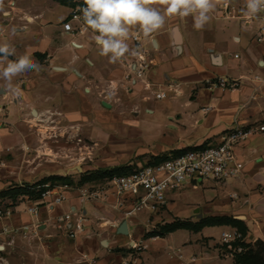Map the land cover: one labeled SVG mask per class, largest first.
I'll list each match as a JSON object with an SVG mask.
<instances>
[{
	"label": "crops",
	"instance_id": "obj_1",
	"mask_svg": "<svg viewBox=\"0 0 264 264\" xmlns=\"http://www.w3.org/2000/svg\"><path fill=\"white\" fill-rule=\"evenodd\" d=\"M83 1L0 0V44L14 49V55L0 57V66L27 54L40 67L13 77L12 89L0 78V153H9L11 165L0 168V191L46 177L36 159L19 160L24 149L46 148L38 142L41 129L24 124L43 114L36 109L30 119L27 108L33 113L39 104L60 106L65 96H80L76 116L95 118L88 126L80 124L93 139L103 129L94 124L103 118L97 109L100 97L127 99L121 109L115 104L107 108L100 100L110 112L102 119L106 130L112 127L114 114L127 123L141 115H157L148 132L150 141L138 148L152 152L148 161L185 148L218 145L223 134L237 125L255 133L235 148L237 177L220 183L207 180L202 200L184 204L186 187H197L187 184L170 192L167 205L158 213L141 211L126 217L125 209L113 207L112 195L107 200H82L80 189L91 183L72 186L61 205H38V219L27 212L31 204L27 200L0 202V210H12L11 216L0 218V264H233L220 238L230 226L178 229L161 237L148 234L176 220L198 223L228 216L246 226L245 243L264 242V43L256 42L260 21L246 19V0H221L199 30L192 15L166 17L164 26L149 37L132 28L126 41L130 52L113 63L100 55L91 29L71 34L63 28L73 10L70 3ZM154 6L163 10L158 3ZM136 34L139 47L132 40ZM132 51L144 54L148 61L144 81L150 87L133 73L137 55ZM217 78L239 85L223 89L212 85ZM160 92L166 98L156 99ZM57 111L70 114L64 108ZM73 208L86 219L84 232L75 239L67 236L64 222ZM123 221L127 235L118 232ZM25 226L26 231L4 232L6 227Z\"/></svg>",
	"mask_w": 264,
	"mask_h": 264
},
{
	"label": "built area",
	"instance_id": "obj_2",
	"mask_svg": "<svg viewBox=\"0 0 264 264\" xmlns=\"http://www.w3.org/2000/svg\"><path fill=\"white\" fill-rule=\"evenodd\" d=\"M228 6L225 4V7ZM81 9L82 7H77L72 10L69 19L63 25L66 32L82 34L90 29L83 22ZM246 19H258L260 21L256 42L264 43V11L253 17H246ZM73 21H77L79 25L74 27ZM132 40L139 47L141 41L139 35H133ZM136 53L137 60L131 69L145 87H150V84L144 81L148 61L144 54ZM212 85L233 90L238 87L239 83L226 78H217L216 81L212 82ZM166 96L165 92L155 95L156 99H164ZM254 133L252 129L237 125L223 134L218 145L197 146L161 163L138 166L131 173L107 179L98 186L82 187L80 189L81 198L82 200H107L109 195H112L116 199L113 207L125 209L126 217L141 211L158 213L167 205L168 194L183 185L202 183L207 180L220 183L237 177L240 169L235 163V148ZM42 187L44 191L39 200L33 201L28 196L19 198L31 203L27 212L37 219L39 217L38 205L45 204L47 207L61 205L66 200V192L72 189L69 184L47 183ZM11 215V209L0 210V218ZM64 222L67 236L71 239L77 238L85 230L86 219L81 210L70 209L64 217ZM28 229L27 226L16 229L6 227L4 232L12 233ZM220 238L222 244L230 252L242 251L241 246L233 247L234 242L242 240V235L237 229L231 228L223 231Z\"/></svg>",
	"mask_w": 264,
	"mask_h": 264
},
{
	"label": "rangeland",
	"instance_id": "obj_3",
	"mask_svg": "<svg viewBox=\"0 0 264 264\" xmlns=\"http://www.w3.org/2000/svg\"><path fill=\"white\" fill-rule=\"evenodd\" d=\"M116 97L117 100L108 99L107 96L100 97L98 100L97 109L103 114V118L98 117L97 122L94 124L98 128L103 129L94 139L90 138L89 133L83 132L80 124L88 126L89 122L95 118L76 116L80 110V96H65V103L62 102L60 106L56 103L46 106L39 104L33 110L38 109L43 115L41 117L34 116L33 122L24 121V124L33 125L35 129H41L39 135H37L38 142L40 146L46 145V148L40 149L39 152H36L32 148L24 149L19 160L23 163L25 160L36 159L41 163V166H44L43 168L47 172L45 173L47 174L46 177L53 175L69 176L73 186L78 184L82 176L89 173H100L104 170L127 165H131L135 169L138 166L150 164L148 159L152 155V152L147 149L142 150L138 148H142L143 143L150 141L148 140V137H150L148 132L152 130V125L159 117L157 115H141L133 122L127 123L120 115L114 114L112 117L114 123L112 127H108L106 130L104 129L106 123L102 119H105L106 115L110 114V112L103 107L100 100L110 104L111 108H113L112 104H115V108L118 109L126 107V97ZM128 103L133 104L132 101ZM58 108H64L65 111L70 113L69 116L59 114ZM27 110H29L28 114L31 119L32 115H34L30 111L31 107L27 108ZM136 153L138 155H135ZM8 154L0 153V168H7L8 165L11 166L8 160L10 155ZM79 167H81L82 172L77 171ZM202 183L203 185L197 183L195 189L190 187H186L185 189V185H183L173 192H178L184 187L186 190L183 199L184 204L197 200L201 201L202 194L207 186L206 181ZM23 184L30 183L23 182ZM89 186L98 185L91 183Z\"/></svg>",
	"mask_w": 264,
	"mask_h": 264
},
{
	"label": "clouds",
	"instance_id": "obj_4",
	"mask_svg": "<svg viewBox=\"0 0 264 264\" xmlns=\"http://www.w3.org/2000/svg\"><path fill=\"white\" fill-rule=\"evenodd\" d=\"M221 0H84L81 9L82 19L93 32V39L100 55L107 56L110 62H117L130 52L126 42L130 30L138 27L145 37L157 32L165 24L166 17L181 18L193 16L194 27L199 30L209 21V13ZM158 3L162 6H154ZM264 11V0H246V17H253ZM132 55H137L135 51ZM14 55V49L7 43L0 44V57ZM0 61V65H2ZM39 71L38 64L29 55L20 56L6 66H0V78L8 82L12 89L13 77L27 72ZM115 87V85H113ZM14 90V89H13Z\"/></svg>",
	"mask_w": 264,
	"mask_h": 264
},
{
	"label": "trees",
	"instance_id": "obj_5",
	"mask_svg": "<svg viewBox=\"0 0 264 264\" xmlns=\"http://www.w3.org/2000/svg\"><path fill=\"white\" fill-rule=\"evenodd\" d=\"M70 6L74 9L77 7H85L84 1L80 3H70ZM205 146V144L201 145ZM194 149L185 148L183 150L172 151L170 154H163L161 156H156L150 158V164L161 163L173 156L180 155L188 150ZM133 170L131 165L116 167L110 170H104L100 173L94 172L82 176L77 185H83L86 183H101L107 179H111L116 176H123L131 173ZM51 184H69L73 186L72 180L69 176H58L53 175L46 178H43L33 184H23L11 186L5 190L0 191V202L8 199L12 201L13 204L22 196H28L31 200L36 201L41 197V193L44 191L43 185ZM205 226H230L237 229L241 235L242 240L234 242L233 247L236 248L241 246L242 251H232L230 252L233 256V264H264V242L258 240L253 244H247L244 242V238L247 233V228L242 221L234 219L228 216H216L205 218L199 221L198 223L184 222L176 220L172 223L165 224L160 226L157 230L149 233V236L161 237L167 233L176 231L178 229H191V230H200Z\"/></svg>",
	"mask_w": 264,
	"mask_h": 264
},
{
	"label": "water",
	"instance_id": "obj_6",
	"mask_svg": "<svg viewBox=\"0 0 264 264\" xmlns=\"http://www.w3.org/2000/svg\"><path fill=\"white\" fill-rule=\"evenodd\" d=\"M103 105H104L105 107H107V108L110 107V105L107 104L106 102H104ZM33 114L36 115V111H35V110L33 111ZM77 171L82 172L81 167L77 168ZM118 232L121 233V234H124V235H127V234L129 233V231H128V227H127V222H126V221H123V222L121 223Z\"/></svg>",
	"mask_w": 264,
	"mask_h": 264
}]
</instances>
